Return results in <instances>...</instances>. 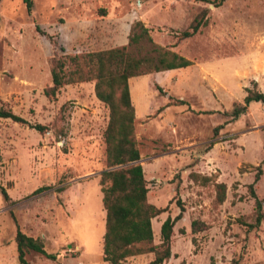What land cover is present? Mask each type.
Masks as SVG:
<instances>
[{"label": "rangeland", "instance_id": "obj_1", "mask_svg": "<svg viewBox=\"0 0 264 264\" xmlns=\"http://www.w3.org/2000/svg\"><path fill=\"white\" fill-rule=\"evenodd\" d=\"M29 1L30 12L25 0L0 1V108L45 130L0 118V186L9 197L0 194V264H19L17 227L56 255L28 252L30 264H108L99 186L108 108L96 99L94 81L62 86L53 98L44 92L53 56L127 46L136 21L154 43L192 62L128 80L147 201L166 209L151 220L154 244L163 221L178 215V203L184 209L164 264H264V220L252 230L241 223L254 222L247 187L257 166L262 175L254 189L264 213V104L250 103L234 121L224 114L243 102L246 89L264 94V0ZM201 16L205 24L181 40ZM141 45L142 56L149 44ZM217 126L216 144L205 153ZM191 172L224 183V203H215L213 184L193 182ZM195 220L206 230L193 234Z\"/></svg>", "mask_w": 264, "mask_h": 264}, {"label": "trees", "instance_id": "obj_2", "mask_svg": "<svg viewBox=\"0 0 264 264\" xmlns=\"http://www.w3.org/2000/svg\"><path fill=\"white\" fill-rule=\"evenodd\" d=\"M224 1L226 0H213L212 3L219 6ZM25 3L30 12L31 2L25 0ZM204 24L203 16L195 19L190 30L184 31L180 39L193 36ZM149 32L150 30L141 21H136L130 27L127 46L80 56L65 55L62 58L53 56L51 59L52 84L44 92L47 97L53 98L62 86L94 81L96 99L108 108V123L103 133L106 169L101 171L99 179L102 206L105 211L102 260L108 264H121L128 258L146 254L153 255L148 264L167 262L172 256L174 225L182 219L184 212L183 207L178 203L180 208L178 215L173 219L167 217L163 221L160 227V241L154 244L151 220L163 214L166 209L158 208L147 201V181L143 168L138 163L141 157L135 136V108L131 101L128 80L147 74L187 68L192 65V62L154 43ZM144 42L149 44V49L141 56L142 51H145L141 45ZM67 68L71 69L66 71ZM252 86L256 88L254 81ZM252 102L264 104V94L253 89H246L243 102L235 105L230 113L224 114L230 116L233 121L237 120L247 111ZM184 104L182 100H174L172 103L174 106ZM0 118L27 125L40 133L45 130L42 125H30L11 110L0 108ZM221 128L222 126L214 128L212 140L204 148L205 153L216 144L214 138L218 136ZM255 170L253 182L247 187L249 196L254 201V222L246 224L241 221L249 230L258 228L264 220L262 201L258 199L254 189L262 175V168L257 166ZM189 178L203 185L213 184L215 203L218 205L224 203L226 198L224 183L216 182L214 176H204L194 172L189 174ZM0 194L4 201L9 199L2 186H0ZM206 228L201 221L195 220L191 223L193 234L204 231ZM14 240L19 264H30L25 259L28 252H34L49 260L56 259L55 254L46 252L41 239L27 236L18 227Z\"/></svg>", "mask_w": 264, "mask_h": 264}]
</instances>
